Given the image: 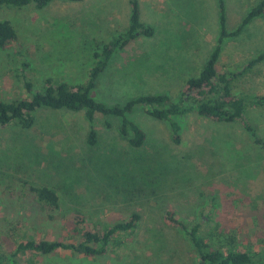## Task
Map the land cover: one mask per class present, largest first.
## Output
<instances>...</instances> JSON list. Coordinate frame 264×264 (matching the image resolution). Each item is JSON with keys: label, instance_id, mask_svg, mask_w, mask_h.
Instances as JSON below:
<instances>
[{"label": "rangeland", "instance_id": "rangeland-1", "mask_svg": "<svg viewBox=\"0 0 264 264\" xmlns=\"http://www.w3.org/2000/svg\"><path fill=\"white\" fill-rule=\"evenodd\" d=\"M130 1H54L42 9L1 10L0 18L12 22L18 40L0 50V99L25 98V82L33 90L41 89L47 78L85 83L95 64L96 45L127 28ZM135 1L141 22L153 28V36L139 37L115 52L91 96L107 105L156 94L176 101L216 44L217 1ZM258 1L224 0L228 31L236 29ZM263 52L264 18L224 43L217 71L236 74L235 95L264 97V60L247 68ZM248 117L264 137V109L250 108ZM128 119L146 135L139 149L131 148L119 135V119L100 114L92 123L97 144L89 148V123L83 111L44 110L31 129L0 127V245L5 252H12L22 235L56 239L65 228L73 227L77 217L113 223L135 212L140 216L137 229L122 237L125 246L114 253L97 259L65 252L22 254L19 262L195 264L189 240L165 221L170 210L186 223L201 219L204 225L208 217L239 238L249 237L254 244L262 240L257 236H264V151L260 153L251 143L239 123L189 115L180 119L182 141L176 146L166 122L140 108ZM41 121L51 125L42 128ZM146 161H153L145 173L152 186L141 195L133 191L120 196L115 188L133 185L132 169ZM121 166L129 173L122 172ZM29 186H48L60 195L54 221L32 205L31 197L21 196Z\"/></svg>", "mask_w": 264, "mask_h": 264}, {"label": "trees", "instance_id": "trees-1", "mask_svg": "<svg viewBox=\"0 0 264 264\" xmlns=\"http://www.w3.org/2000/svg\"><path fill=\"white\" fill-rule=\"evenodd\" d=\"M54 1L75 3L81 0H0V11L19 10L29 6L42 9ZM216 1L219 24L216 44L198 75L190 77L185 82L176 101H171L165 94H156L137 96L123 104L107 105L91 96L99 75L105 70L115 52L139 37L153 36V28L141 22L137 1L132 0L127 28L113 36L107 43L96 45L97 48L92 55L95 64L89 70L85 83L69 84L47 78L41 89L33 90L32 84L25 82V98L12 102L0 99V127L13 125L22 130L31 129L37 123L39 113L44 110L83 111L89 123L86 137L89 148L97 144V132L92 123L95 116L100 114L119 119V135L127 140L131 148L139 149L144 145L146 135L138 125L128 119V115L135 108H140L147 116L167 123L170 140L176 146L182 141L180 119L197 115L218 123H239L251 143L263 153L264 137L260 135L258 126L248 117V113L250 108L264 109V97L235 95L232 83L236 74L219 73L217 65L224 43L240 35L254 20L264 18V0H259L251 6L233 31L226 28L224 0ZM16 40L18 36L12 22L0 18V50L6 49ZM263 60L264 52L249 61L247 68ZM49 125L51 123L46 125L41 121L42 128ZM152 162L146 161L142 166L140 164L135 166L131 172L136 176L135 183L123 189L116 187L118 194L124 196L127 192L136 191L141 195L149 189L152 183L145 173L147 168L153 165ZM119 168L122 172L128 171L125 167ZM21 196L25 199L31 197L32 205H37L39 212L48 220L54 221V213L60 208V195L54 189L48 186H29L27 191L21 192ZM206 219L208 221L204 225L201 219L198 222L186 223L180 220L174 211L165 213V221L181 231L189 240L195 254V264H264V236L258 235L257 238L262 240L254 244L249 237L244 239L239 238L240 235L232 234L230 228L223 226L220 221L213 223L212 219L208 217ZM139 221L140 216L135 212L127 219L113 223H97L77 217L73 221V227L65 228L66 231H62L60 237L56 239L37 240L22 235L16 240L14 250L9 253L0 245V264H20L18 257L22 254L50 256L60 252L80 255L86 259H97L123 248L125 241L122 237L133 233ZM205 225L209 226L204 227ZM244 245L247 247L242 249Z\"/></svg>", "mask_w": 264, "mask_h": 264}]
</instances>
